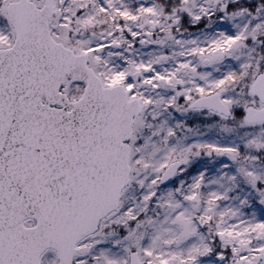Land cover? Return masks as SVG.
Returning <instances> with one entry per match:
<instances>
[{
  "label": "snow or ice",
  "instance_id": "snow-or-ice-1",
  "mask_svg": "<svg viewBox=\"0 0 264 264\" xmlns=\"http://www.w3.org/2000/svg\"><path fill=\"white\" fill-rule=\"evenodd\" d=\"M0 264H264V0H0Z\"/></svg>",
  "mask_w": 264,
  "mask_h": 264
}]
</instances>
